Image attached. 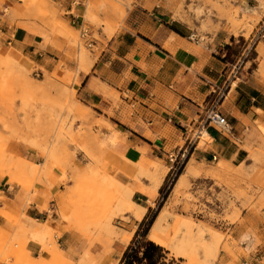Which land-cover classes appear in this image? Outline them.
I'll return each mask as SVG.
<instances>
[{"label":"rangeland","instance_id":"1","mask_svg":"<svg viewBox=\"0 0 264 264\" xmlns=\"http://www.w3.org/2000/svg\"><path fill=\"white\" fill-rule=\"evenodd\" d=\"M102 1L113 6L119 22H100L92 13L87 19L96 26L102 24L103 31L111 35L118 30L126 10L118 4L122 0ZM22 2L27 14L39 21L27 26L38 28L46 41L52 34L64 37L71 48L66 57L77 66L76 71L70 70L61 58L57 70L38 73L41 68L17 51L4 49L0 53V180L16 183L27 195L35 191L37 183L48 188L54 182L60 184L62 191L55 194L56 213L77 241L57 264H119L124 250L134 241V230L145 229L152 216L156 217L147 234L135 240H148L155 228L164 239L161 247L167 264H241L240 257H247L259 245L263 247L258 233L250 226L243 228L253 224L254 216L264 210V126L257 124L254 145L234 138L248 152L238 167L222 161L197 163L191 158L168 190V162L150 160L143 152L138 162L130 164L132 168H121V173L135 175L119 179L120 157L109 161L106 154L109 144L117 141L118 132L105 141L88 121L90 110L76 95L78 70L93 63L96 48L88 47L81 31L63 20V12L51 0ZM174 10V17L191 28L190 40L201 45H208L219 31L232 33L236 45L227 51V59L238 66L243 62L247 70L256 69L264 78V0H178ZM94 36L100 40L95 32ZM211 142L204 133L197 149H207ZM245 163L249 165L247 173ZM165 176V189L158 193ZM43 208L49 210L47 204ZM245 211L249 215L245 216ZM21 215L15 214L13 221L17 226L25 224L24 238L0 234V264L34 261H28L23 249L27 233L32 236L31 225H26ZM139 221L142 224L136 228ZM31 223L41 227L33 233L43 247H59L56 240L60 232L41 221L31 219Z\"/></svg>","mask_w":264,"mask_h":264},{"label":"crops","instance_id":"2","mask_svg":"<svg viewBox=\"0 0 264 264\" xmlns=\"http://www.w3.org/2000/svg\"><path fill=\"white\" fill-rule=\"evenodd\" d=\"M51 1L63 12L62 18L71 28L87 30L88 47L97 50L90 69L87 66L78 70L76 95L90 110L88 121L94 123V130L99 131L105 141L118 132L117 141L109 144L106 154L109 161L120 157L119 179L135 175H125L121 168H132L134 165L130 164L138 162L143 152L150 160L156 158L167 163L168 153L183 146L179 141L184 144L187 126L195 128L200 123L201 114L213 99V92L225 81L230 88L216 108L227 118L233 134L224 136L216 128L208 127L205 134L212 139L210 147L191 150L188 161L191 158L197 163L222 161L233 167L246 161L247 150L234 138H240L248 146L257 143V124L264 126V78L256 69L247 70L243 62L238 66L237 62L227 59V51L236 45L232 33L226 35L219 31L208 45H201L190 40L191 28L174 17L178 0H122L118 4L125 8L126 14L118 30L107 35L102 24L96 26L87 16L92 13L100 22L118 23V14L110 3L102 0ZM33 19L22 0H0V53L4 49L17 51L41 68L38 73L57 70L61 58L66 67L76 71L77 66L66 57L71 48L66 45L65 38L52 34L46 41L37 32L38 28L27 26L39 24ZM36 161L33 160L35 164H43ZM248 167L245 163V173ZM53 171L57 175L60 173ZM9 182L0 180V212L3 211L0 213V234H15L22 240L25 224L20 222L17 226L13 221L15 214H22L19 218L31 225L32 237L28 232L23 244L28 261L57 264L64 260L77 239L56 213L55 194L62 191L60 184L54 182L48 188L37 183L35 191L27 195L16 183ZM134 194L147 200L138 191ZM46 204L49 210L43 208ZM146 208L147 213L149 205ZM243 214L249 215L247 211ZM254 217L255 222L246 224L243 229L250 226L249 229L264 241V210ZM31 219L60 232L58 242L56 240L58 248L43 247L33 233L41 227H33ZM140 223L137 222L136 228ZM239 262L264 264V246H257L256 251L240 257Z\"/></svg>","mask_w":264,"mask_h":264},{"label":"built area","instance_id":"3","mask_svg":"<svg viewBox=\"0 0 264 264\" xmlns=\"http://www.w3.org/2000/svg\"><path fill=\"white\" fill-rule=\"evenodd\" d=\"M81 36H87L86 29L81 31ZM229 88L230 85L228 81H225L220 88L215 89L211 103L201 114L200 123L193 130L188 131L191 133L187 135L182 147L168 153V174L166 180L169 183V186L175 181L179 170L188 160L189 153L191 150L197 148L201 135L207 131L209 126L216 128L224 136H230L233 134L232 127L227 118L216 108L217 103L224 100ZM214 158L215 157L213 156V159Z\"/></svg>","mask_w":264,"mask_h":264},{"label":"trees","instance_id":"4","mask_svg":"<svg viewBox=\"0 0 264 264\" xmlns=\"http://www.w3.org/2000/svg\"><path fill=\"white\" fill-rule=\"evenodd\" d=\"M184 166L179 170L178 175L182 172ZM173 184V183H172ZM171 184V185H172ZM171 186H169L168 190ZM165 186H162L159 191L163 192ZM167 191L163 193L166 197ZM156 216H152L145 229H137L134 236V241L127 246L124 250L119 264H167L166 262V251L158 244L152 242L151 240H146L140 242L135 240L139 235L145 236L154 221ZM141 223L139 224V227ZM138 227V228H139ZM139 232H142L139 234Z\"/></svg>","mask_w":264,"mask_h":264},{"label":"bare ground","instance_id":"5","mask_svg":"<svg viewBox=\"0 0 264 264\" xmlns=\"http://www.w3.org/2000/svg\"><path fill=\"white\" fill-rule=\"evenodd\" d=\"M204 133H207V131H205ZM155 229V228H154ZM151 232L150 238L149 240H151L152 242L162 246L164 244V239L161 238V236H159L155 231Z\"/></svg>","mask_w":264,"mask_h":264}]
</instances>
